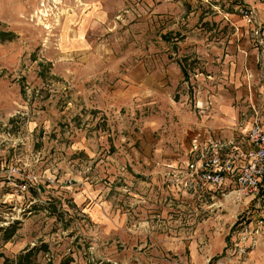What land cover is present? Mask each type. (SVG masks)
Wrapping results in <instances>:
<instances>
[{"label":"rangeland","instance_id":"obj_1","mask_svg":"<svg viewBox=\"0 0 264 264\" xmlns=\"http://www.w3.org/2000/svg\"><path fill=\"white\" fill-rule=\"evenodd\" d=\"M190 1L0 0V264L31 249L34 264H264L263 205L224 198L234 182L185 187V170L170 175L168 165L195 158L194 139L214 143L212 130L176 141L178 121L154 132L143 123L172 100L214 99L222 88L254 99L242 118H264V0H219V17ZM202 16L223 18L225 60L208 74L200 60L175 90L170 64L188 68L179 53L209 50L194 37L218 33L215 23L193 27ZM237 29L256 53L255 73L234 53ZM153 144L158 173L123 167ZM74 178L92 195L78 197Z\"/></svg>","mask_w":264,"mask_h":264},{"label":"crops","instance_id":"obj_2","mask_svg":"<svg viewBox=\"0 0 264 264\" xmlns=\"http://www.w3.org/2000/svg\"><path fill=\"white\" fill-rule=\"evenodd\" d=\"M201 4H206L207 10L213 11V13H216V17H219L220 14L222 15L219 7V0H195L193 3L190 1L191 4H197L199 2ZM209 11L208 13H211ZM201 10L195 11L193 14L200 16ZM220 22V24H219ZM236 22H239V20H236ZM214 23L216 26L214 27V31H217L218 33L212 37L209 41L208 36L204 37L202 35H196L194 37V41L196 43L203 44L204 42H210L209 50L206 49H193V50H183V53H179L178 56H182L184 59H188V68L185 65L180 64V62L177 63H171L169 68H172V70L175 72L176 76L178 77L176 80L178 81L176 84H174V89L177 90L180 84L181 80L186 79L183 68L185 66V69L187 70L188 74L191 75V72H196L197 67L202 66V62L200 60L206 59L207 64H205V68L201 67L202 70L207 71V74L212 72V68H219V64H222L225 60L224 56L225 53L223 50L219 48L220 45L223 44L225 40V34L222 32V29L225 27V23L223 18L222 19H215V20H209L207 18H203V16L197 20L195 24H193V27L196 28L197 31L199 30L197 27H201L202 30H206V28L210 26H214ZM241 23V24H240ZM245 22H239L237 24L238 26L246 25ZM227 25L230 26H236L235 23L230 22V24L227 23ZM203 26V27H202ZM220 27V28H219ZM238 28V27H237ZM238 30V29H237ZM243 36V37H242ZM243 40L241 41V39ZM232 42L237 43V50L234 52L238 54L241 53L242 60H243V69L249 70L252 73H255V62H254V56L255 52L250 51V41L248 40V36L244 34V30L240 32L238 30L237 33L233 34L231 36ZM191 41V40H190ZM188 42V45L190 43ZM243 49V50H242ZM169 55L176 56V53H169ZM156 58L162 59L164 58L163 54H159L156 56ZM183 66V67H182ZM203 72L198 70V73H194V76L197 77L203 76ZM229 73V70H228ZM235 75V74H234ZM220 78L219 75H217ZM234 77V76H233ZM189 80H191V77H188ZM171 83V82H170ZM169 83V84H170ZM165 84V83H164ZM163 84V85H164ZM159 87H157V84H155L151 89H154V91L159 90ZM145 90H148V88H145ZM248 93L242 92L237 95H232L229 90H226L224 88L219 89V92L215 95L214 99H202L197 101H192L187 99H181L180 101L172 100L170 102V109L169 110H160L156 111L154 114L150 115V117H146L147 119L143 120L144 126L149 131H155L159 126H161L165 122H176L178 121L180 124L177 126V137H175L174 140H178L180 138H183V134H186L189 130H200L201 128H207L212 130L216 138V141H219L221 146L220 150L222 155L228 156L232 153L238 152L243 142L245 141L246 133L244 131V128L250 129L252 123L255 121V119L258 118H242L243 115L246 114V110L243 108L245 107H252L255 106L254 99L247 98ZM257 101V99H256ZM257 117V116H256ZM260 117V116H259ZM261 121L264 122V118L260 117ZM243 126V127H242ZM179 134V135H178ZM220 138V139H219ZM234 141L236 142L235 145ZM86 143V140L84 141V144ZM233 145V146H232ZM226 148V149H224ZM74 149L80 150L82 149V143H76L74 146ZM159 148H156L153 144V147L150 148L149 154H141L139 152L132 153L134 155L133 160L135 163H132V159H130L129 164L123 166L128 168L131 171H139L143 173V175L149 174V172L152 171V174L155 175V173H158L160 171L159 167H156L153 162H150L151 156H158L160 155L158 152ZM229 150L231 151L230 154L226 153ZM226 151V152H225ZM147 153L149 150L146 151ZM153 160V159H152ZM112 165V164H109ZM129 166V167H128ZM121 168L122 170L124 168ZM133 167V168H130ZM128 170V171H129ZM114 171V170H113ZM75 182H71L73 186L77 185L78 188L76 189L78 194V197H89L92 195V192L90 188H88V185L83 180H79L77 178H74ZM72 187V186H67Z\"/></svg>","mask_w":264,"mask_h":264},{"label":"built area","instance_id":"obj_3","mask_svg":"<svg viewBox=\"0 0 264 264\" xmlns=\"http://www.w3.org/2000/svg\"><path fill=\"white\" fill-rule=\"evenodd\" d=\"M240 13L248 24H254V10L242 8ZM256 118L246 133V148L224 156L220 150L217 152L221 144L216 139L214 143L213 139L204 143L194 139L191 153L195 158L181 165H168L172 171L170 175L175 176L185 170L187 179L179 181L185 187L200 184L219 189L234 182L236 189L223 194L224 198L231 197L239 202L256 200L257 207L264 206V122L259 116ZM27 187L24 184L23 188Z\"/></svg>","mask_w":264,"mask_h":264},{"label":"trees","instance_id":"obj_4","mask_svg":"<svg viewBox=\"0 0 264 264\" xmlns=\"http://www.w3.org/2000/svg\"><path fill=\"white\" fill-rule=\"evenodd\" d=\"M183 72H184V75L186 77V79L188 78V72L187 70L185 69V67L183 68ZM35 249H31L28 253L26 254H21L19 257H18V260L16 262V264H34L33 260H32V257L35 255Z\"/></svg>","mask_w":264,"mask_h":264}]
</instances>
